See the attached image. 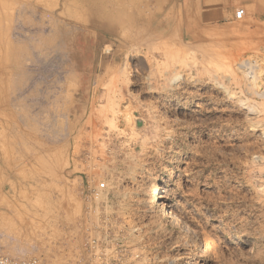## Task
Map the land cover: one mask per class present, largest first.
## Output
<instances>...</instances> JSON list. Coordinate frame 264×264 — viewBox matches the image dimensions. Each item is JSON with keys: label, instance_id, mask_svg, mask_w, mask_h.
I'll list each match as a JSON object with an SVG mask.
<instances>
[{"label": "rangeland", "instance_id": "374dc122", "mask_svg": "<svg viewBox=\"0 0 264 264\" xmlns=\"http://www.w3.org/2000/svg\"><path fill=\"white\" fill-rule=\"evenodd\" d=\"M202 2L0 0V252L264 264V0Z\"/></svg>", "mask_w": 264, "mask_h": 264}, {"label": "bare ground", "instance_id": "6f19581e", "mask_svg": "<svg viewBox=\"0 0 264 264\" xmlns=\"http://www.w3.org/2000/svg\"><path fill=\"white\" fill-rule=\"evenodd\" d=\"M239 68L247 69L248 73H252L253 66L251 65L250 61L247 59H244L237 63ZM248 112H252L251 108L247 109ZM167 184H164V186L159 187L158 185H152L149 194H148V201L155 207L159 208L161 211V214L163 216H166L170 223L175 226H180L181 224L185 223V221L182 219L181 215L175 210V207L173 204H169L167 193L168 190H166ZM160 188V189H159ZM162 188V189H161ZM186 230L189 229V226H187V223L185 224Z\"/></svg>", "mask_w": 264, "mask_h": 264}, {"label": "crops", "instance_id": "0c3cea01", "mask_svg": "<svg viewBox=\"0 0 264 264\" xmlns=\"http://www.w3.org/2000/svg\"><path fill=\"white\" fill-rule=\"evenodd\" d=\"M254 0H203L202 4H205L208 7L207 13L218 14V17L221 18H233V11L236 6H248L252 4ZM253 5H255V9L258 8L257 5H259V2H255ZM258 11V10H257ZM50 144H41L38 147L35 148L36 150H44V149H51ZM59 148H55L53 150H56ZM38 155L40 154L37 153ZM37 154L34 156L36 158Z\"/></svg>", "mask_w": 264, "mask_h": 264}, {"label": "built area", "instance_id": "2783aa9c", "mask_svg": "<svg viewBox=\"0 0 264 264\" xmlns=\"http://www.w3.org/2000/svg\"><path fill=\"white\" fill-rule=\"evenodd\" d=\"M244 14H245V10L243 8H239L235 12V18L240 19L244 16ZM98 186L99 188H103L104 183L101 182L99 183ZM96 260L98 262L94 264H125L121 257L109 256L106 254L98 255L96 257ZM0 264H43V263L36 258L16 259L0 252Z\"/></svg>", "mask_w": 264, "mask_h": 264}]
</instances>
